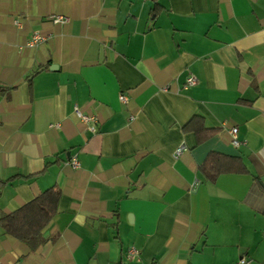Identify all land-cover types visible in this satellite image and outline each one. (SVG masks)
I'll return each mask as SVG.
<instances>
[{
    "label": "crops",
    "instance_id": "0c3cea01",
    "mask_svg": "<svg viewBox=\"0 0 264 264\" xmlns=\"http://www.w3.org/2000/svg\"><path fill=\"white\" fill-rule=\"evenodd\" d=\"M49 187L0 264H264V0H0V214Z\"/></svg>",
    "mask_w": 264,
    "mask_h": 264
},
{
    "label": "trees",
    "instance_id": "16d2710c",
    "mask_svg": "<svg viewBox=\"0 0 264 264\" xmlns=\"http://www.w3.org/2000/svg\"><path fill=\"white\" fill-rule=\"evenodd\" d=\"M199 169L209 181L225 172H247L239 158L214 152L208 154ZM59 194L56 188L49 187L14 211L0 214L1 231L35 247L42 241L41 230L55 214Z\"/></svg>",
    "mask_w": 264,
    "mask_h": 264
},
{
    "label": "built area",
    "instance_id": "2783aa9c",
    "mask_svg": "<svg viewBox=\"0 0 264 264\" xmlns=\"http://www.w3.org/2000/svg\"><path fill=\"white\" fill-rule=\"evenodd\" d=\"M52 22L54 23H64L68 20V17L65 15H61V14H52L48 17ZM44 39L43 36H41L38 33H33L29 40L26 42L27 46H34L37 43L41 42ZM196 82V79L194 76L189 75L187 76L185 83H184V87L190 86L192 84H194ZM125 96L123 94H119V100L121 101H125ZM74 112L75 114L80 117L81 119L88 121V120H92L93 117L83 114L82 112H80L76 107L74 108ZM89 129L93 130V126L89 125ZM228 132L230 134V142L233 146H238L239 145V140L237 139L236 136V132H237V128L235 126H230L228 127ZM184 149V146H179L176 148V150L174 151V155L177 156L182 150ZM71 164L75 165L76 164V160L75 158H71ZM126 256L129 258H133L137 256V251L135 248H129L126 252ZM157 264V263H154ZM234 264H252V261L250 258L246 257V256H240L236 262Z\"/></svg>",
    "mask_w": 264,
    "mask_h": 264
}]
</instances>
